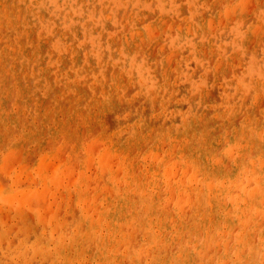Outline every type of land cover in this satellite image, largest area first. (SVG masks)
Masks as SVG:
<instances>
[{"label":"rangeland","instance_id":"1","mask_svg":"<svg viewBox=\"0 0 264 264\" xmlns=\"http://www.w3.org/2000/svg\"><path fill=\"white\" fill-rule=\"evenodd\" d=\"M81 1H82L81 3H84L86 5L87 11L89 9L91 10V7H94L95 10L98 7L97 11H99L101 8L99 6V3L103 2L105 4L107 2V0H81ZM237 1L240 0H234V3H236ZM207 2H209L208 5L211 6V7L209 6L208 10H205V12L208 13V11L213 12L212 6L215 3H218L219 1L207 0ZM140 3L142 4L145 3L148 6V9L145 10L146 6L143 8H141L140 6L139 9H135L137 11L135 14L139 13L140 15L142 13V16H138V18L135 19L134 21H138L137 24L139 29H142L145 26V24L148 23V27L151 25L149 28H152V34H154L153 37L151 35L148 38V40L142 38V40H144L143 42L141 40V37H139L140 40L136 41V45L138 46L136 50L137 52L136 53L134 52L133 55L137 60H142L144 61V63L147 64L148 68L146 70V74L149 75V78L145 81L144 85L142 84L141 81H138L136 79L135 82L130 80L129 77L125 75L126 74L125 72L124 73L121 72L123 71L120 70L122 65L121 63H118V54L123 49L122 47H124V38L127 36L134 35V34L131 35L133 30L131 28V24H129L130 13L125 11L123 12V10L122 11L119 10L118 12L119 24L117 27L113 26L114 24L111 23L110 21L107 23V31L101 30L102 27L99 28L98 26L97 28L99 30L92 28L91 25H89V23L86 25V30H85L86 32L92 29L96 30L95 35L99 36V39L101 40L102 43L104 42L103 43L104 45L100 42V44L102 45L97 46L98 51L96 49L92 50L93 53L92 51H90L92 48H90L89 50V47H91L90 45H84L82 42H79V44H82V46L80 47L82 52L84 51V48L88 46V48L83 53L81 52L80 55V57L83 56L84 59L87 58L86 59L87 62H90V67H92L91 69H89L91 73L89 72V74H87L88 75L87 78L91 76L93 78L91 77L89 78V80L87 79L86 81L87 83L84 82L82 84H79L73 82V80L77 81V79L79 78L77 75H75V73L74 74L71 73L74 76L73 75L70 76L69 75L70 73H68V75L65 76L68 78L70 77V79H73V80L69 79L72 82H70L69 80H66L68 82H65V80L58 81L55 78L54 75L55 73L51 74L52 77L49 73L48 78L51 77L50 80L48 81L50 90L48 91L47 94H44L45 89L43 83L36 84L33 82H29L30 85H32L33 87L32 86L30 87L29 83H27L28 86L26 88H24L25 86H23L20 89L19 85L21 83H16L15 81L12 82L7 81L5 83L3 78L0 77L2 79L0 80V99L3 101L2 107H4L3 116H2V112H0V166H1L0 182L5 184V186L3 185L4 186L3 187L1 185L2 183H0L1 185L0 187H2L0 189V196H1L0 198L4 199L7 197V195H10L8 197H11L12 194L14 198L16 195V200H14L13 198L12 199L14 201H17L18 200L17 198L19 197L20 193L22 194L24 193L23 196L26 193V197L22 199L24 202H20L21 201L20 199L18 201V203L20 202L19 204H16L14 201L12 202V199H10L11 201L7 199L10 203L12 202L11 204L5 199L0 200V264H14V263L15 264L17 263L45 264L44 262H46V264H59V263L60 264H99V263L100 264H104V263L105 264H115V263L137 264L136 263L137 260L141 261V259H143L144 261L142 260L141 262H139V264H177L176 252L179 246L181 245H177L173 243H161L158 248L152 247V245H150L151 243L146 238L144 223L142 224L144 217L148 213L140 207V202L138 201L139 198L136 197V193H137L136 191L144 190V192L149 193L152 185L156 183L158 185L157 188H162L160 189V196H162L161 200L163 201V203H164V199L168 195H170L171 197L170 199L172 200L174 199V200L172 203H170L171 200L169 199L168 196V199L170 200L168 204L169 206L168 205L166 206V204H164V206L169 208L166 209L165 207V211L159 209V211H157V215L156 213L151 215L153 218V219L151 218V220H155L154 218H159L162 216L163 217L167 216V218H169L172 215L170 217L171 219L170 222H168L170 219H167V224L169 223V226L164 231V233L166 234V238L171 236L177 221L182 222V223L179 222L181 225L178 226V229H181L183 234H185V237H188V233H189L188 226H191L194 222L193 220L194 214L188 202L190 201V198L195 201L196 196H194L195 195L194 191H189V189L192 190L193 188L192 189L188 188L186 184L188 182V176L193 171V163L189 153L187 151L184 152L180 148L181 147L180 144L175 143L173 145L174 147L172 148V146H170L167 142V136L166 137L160 136L162 126H165L166 128H171L172 125L173 127L174 126L179 127L180 129L179 131H182V127H181L182 117H188L186 116L187 111L188 112L192 111V113H190L191 118L199 117V119L201 118L202 119L201 120L197 119L198 122L189 119L188 122L191 121V125L193 129H196L197 133L200 134L202 133L203 137H206L207 140H209V142H213V141L217 142V143L214 142L215 143L214 145H212L213 143L209 144L208 145L209 150L211 151L213 156L215 154L216 157L218 156L217 158H220L221 163L225 167V169L230 167L229 171H231L233 162L235 161L234 157L238 153V151L233 149L235 150L233 151V154L235 152V155H232V157L231 156L227 157L229 159L231 158V160L228 159L229 163L227 162V164H225L227 158L225 159L226 156H224L225 155L224 148L227 146L226 148L228 149L229 143H225V141L223 140L224 139L223 136H225V138L227 137V140H230L231 138L237 139L238 136L235 135V132L241 129L243 126H246L248 123L252 122L253 127H258V126L261 127L264 125L263 122L264 121V89H262L261 86L258 84L259 88L257 89V92H255L257 87L255 84V82H257L256 79L251 82L250 87L247 90H245L243 93H237L235 90L237 83L240 82L239 78L243 77L248 69L246 68L247 63H245V61L242 63H240L239 61L242 58H244L250 50L249 54L254 53L255 51L258 54V55L256 54L257 55L256 58L260 60V62L262 63V60L264 59L262 53L263 43L261 42L259 43L258 41H256L255 38L253 40H250L252 39L251 37H253V34L248 35V37L246 38L248 42L246 43V46L243 48V50L240 51L238 45H235L232 42V40L230 42L229 34L225 33L223 35L221 34L222 36L220 35L221 29L219 28V26L222 25L220 24V22L223 21L220 18V22L218 26H216V24L211 25V30L212 29L214 30L213 34L212 33L210 35L207 34L208 38L210 37L212 38V36L214 37V40H212V43H214L216 47L215 48L216 50L215 49L214 50L215 51L219 50L220 52V53L218 52L219 55L216 54L217 52H214V54L218 56L216 57L213 55L214 56L213 57L211 53L210 54L207 53L212 50L211 49L212 47L210 48V46L212 45H209L210 42H208L207 39H205L203 36L196 38V36L199 35L195 36V34H193L192 32L191 34L190 32L186 33V35L188 34L186 36L185 32H183L186 23L184 18L182 19V17L184 16V14L185 16H187V12H185L182 9H185L186 0H179V1L175 0V7H176L175 13L167 16L161 14V12L158 9V5L156 1L153 2V0H145V1L140 0ZM224 3L225 0H221L220 3L214 7V10L217 12L215 14L218 15L221 13L220 10L223 8ZM249 7H250V2L244 4V9L251 10L248 9ZM180 10L184 11L185 13L181 14ZM154 11L157 13H155ZM209 15L212 14H208V16ZM85 17L86 16L82 14L81 16L80 14H78L76 20L80 21V25H81L82 23L84 24L88 21ZM172 20L177 21V23L176 22L174 24L172 23L174 26L175 25L178 26L179 24L182 23L181 21L184 20V22L181 25H179L181 27L180 28L178 27L180 30L175 26L173 29H170L171 32L168 31L169 25ZM156 24L159 25L158 26L159 28H157ZM152 25L155 27V33H153L154 28ZM245 25L247 27L246 29H244V27L243 28L240 27L241 29L239 28V32L241 35L243 33H246L249 28H253L254 30L257 29L255 21H253L249 16L245 20ZM148 27L146 25V28ZM215 27L216 29L219 28L216 30V32H215ZM102 31L105 32L106 34H111V36H113V37L110 36L111 40H109V43L107 39H110V37H108ZM118 41L119 44L117 43ZM251 41L252 43H250ZM202 42L204 44H202ZM257 43H259L260 45ZM193 46H195V48ZM100 47L105 52H103V50ZM198 47H200V49ZM227 47L229 48V51L227 50ZM230 47L231 48L233 47V49H231ZM254 47L256 50L251 52V50L254 49ZM109 48L111 51L109 50ZM186 48H188L187 51ZM197 48L199 49L198 51ZM203 48L206 49L205 50L206 53L205 52L204 53L207 54L208 57L212 56V58L211 57L208 58L207 55L206 56L202 55L204 51ZM99 50L103 55L99 53L100 52ZM112 50L114 54L112 53ZM115 50H117L118 53H116ZM172 50L173 52L174 51L177 52V53L174 52L176 54L173 53V55L176 56L178 54V56L176 57L169 56L171 55L170 53H172L171 52ZM214 50H212V52ZM197 54L199 55V58L202 60L200 61L201 63H196V59H199ZM106 55L107 57H105ZM201 55L203 56V58L201 57ZM185 57L187 58V60L185 59ZM215 58L216 60L219 59V61H216ZM167 59L168 60L170 59V61H168ZM175 59L178 61V63L174 62ZM210 59L214 61H211ZM220 59L222 60V62H220ZM99 61H101V63L103 64L105 61H107V63L105 62V65L107 67L103 64H100ZM95 62L97 63L96 65L99 66L100 71L103 70V72L105 73L108 69L109 71H107L106 74L100 72L99 68H97V66L95 65ZM66 63L67 65H69L67 61ZM113 64L114 66L116 65V67H114ZM216 65L220 69L216 67L218 71L214 72V70L216 69L215 68ZM226 65L229 66L228 67L229 69H227ZM3 66L4 65L0 63V70ZM176 66L177 68L179 67V69H177ZM143 67H144L143 69H145V65H143ZM222 67L225 71L221 69ZM116 68L119 70V72ZM64 69L66 70V67ZM136 70L135 72L133 71L134 75H137L138 71ZM93 72L96 73L94 74ZM97 72H99V74L101 73L102 76H104L105 74V76L102 77L101 75H99V77L102 78V79L99 78L100 79L99 80L97 76L98 75ZM226 73L228 74V76L226 75ZM201 74L202 75L204 74L203 77H201ZM115 75L116 77L119 78V83L121 85L118 88H116L117 87L116 84L113 85V83H109L112 82L111 78L112 76L115 77ZM216 75L218 79L216 78ZM215 78L217 80H215ZM90 80H92L94 83V89L97 88L98 90L96 89L94 90V92H91L88 89L87 85L91 83ZM104 81H106L107 83ZM101 83L104 84L103 88H101ZM240 83L241 85H243V83H248V80L246 82L241 81ZM4 85L6 86L4 87ZM148 86H149L148 88L149 91H147ZM153 86L157 88L154 94H152ZM193 86H195V88H193ZM103 90H107L110 93L108 97V100L110 99L109 104L101 103L102 96H100L101 99L98 98L99 95L103 94ZM204 91L206 92L204 93ZM23 92H25L26 94L24 93V95H22ZM148 92L151 93L149 96H148L149 94ZM247 92L250 93L248 94ZM12 93H14L15 100L12 97L13 95ZM195 93H197V95H195ZM255 93L259 94L260 97H258L257 95V97L255 96L256 98L254 99L253 94ZM105 94L104 96L106 97ZM214 94L216 98H214ZM225 94H228L230 96L232 107H236L235 109L230 110V107L227 108V106H225L224 103V100L226 99V97L224 96ZM152 95H155L154 96L155 99L152 100L153 102L151 101L152 97H150ZM10 99L11 100L13 99L14 102L13 101L10 102L11 101ZM242 100L244 103L242 102ZM21 107H25V108H21ZM120 107L122 108L120 109ZM131 107H133V109ZM214 107H216L215 109L216 111L214 110ZM141 109H143L144 111L142 112ZM7 110L9 111V114L11 113V110H14L15 115L10 114L9 117L12 118L13 121L7 119V114H8ZM125 110H127L126 112L127 114L128 112H130L128 114L129 117L126 113L123 114V116H127L124 120L125 124H121L122 123L121 121H120L121 123L120 122L118 123L117 122L118 119H116L115 117L120 116L119 119H122V115H120V113H122V111ZM229 111L230 113L231 112L232 113L230 114ZM161 112H163V114H160ZM223 114L224 116L222 117ZM21 116H24L22 117L23 119H21ZM105 119L107 120L105 121ZM136 122H140L142 125L141 128L137 127V130L142 129L141 136H143V138H141V140H139L138 138L133 139L129 136V134H127V133H131V128L133 124ZM205 126L207 127L208 130L206 135H204ZM124 128L126 129L123 130ZM172 129L173 128H171L168 131V133H170V135L173 136L176 134V132L172 131ZM184 134L188 135L190 141H192L191 143L192 148L195 147L193 148V151L196 152L197 141L194 138L193 133L191 131H187ZM220 138L222 139L219 141ZM48 144H50V147L46 148ZM218 147H220V149ZM174 148H176V150H174L173 152L172 150ZM216 149L218 150L215 153ZM11 150H13L14 152L12 153ZM183 152L184 154H181V156H179L180 153ZM102 153L103 154L107 153L109 156H111V159L110 157H108L109 159L106 161V164L107 166H109V168H111L113 174L112 176H110L108 170L102 171V169H100L99 167L100 165L99 159ZM114 153H118L119 156L118 155L114 156L113 155ZM80 154L84 156L81 155L82 157L80 158ZM153 154L155 156L157 155V158L159 159L157 160L156 157H153ZM10 155H12L13 158ZM219 155L224 156L223 159H221V156ZM120 157L125 162H122ZM148 157L150 158L152 157V158L150 159ZM14 158H17V160ZM115 158H117L120 163L122 162L121 163L122 165L121 164L117 165L116 162L117 159ZM241 158L242 157H239L238 159ZM131 159L133 160L134 163H130ZM248 159L249 157L246 156L245 161H247ZM186 162L189 165H187ZM41 164H43L44 166L43 165L41 166ZM4 165L6 166L4 167ZM22 166L24 167V169L22 168L23 170L20 168ZM170 166L173 167V169L175 168L174 169L175 174H173V169L171 170ZM189 166L192 168H190ZM165 167L168 169L171 177L169 176V174L168 175L165 174L168 173ZM188 167L191 170L190 172ZM163 168L166 169V172L164 171ZM51 169L54 171H52ZM184 170H187V173L189 172V175ZM127 171L129 172L131 179L132 180L134 179L133 180L134 184L133 182L130 184V185L133 184L132 187L129 185L131 188L129 187V190L126 193V196L128 198L127 207L124 209V211L122 210L121 212H119L120 221H122L121 224L124 226V228L120 227V231L115 236L114 240L111 239L110 241L104 243L100 241L101 238L96 235H99L100 233L104 234L106 230L108 231L113 230V225L111 224L110 210L116 207L118 203L113 188L114 186L115 187L119 186L120 187V188L118 187L119 190L123 191L125 187L124 175H126ZM53 172H55V175L51 174ZM15 174L18 175V177L15 178L16 176ZM52 175L54 176L52 177ZM164 176L170 178H172L173 176L174 179L170 180L169 178L170 180L169 181L166 179L167 177ZM197 176H199V174ZM138 177L140 180L138 179ZM183 177L185 179V183L182 181ZM168 181L170 182V184L166 185V183H169ZM179 181L182 182L180 183ZM166 186H170V187L166 188ZM182 188H186V189L183 190ZM131 190L134 192H132ZM19 191H23V192H19ZM185 191L189 193V194L187 193L189 197L188 198L189 201L187 197L184 198L183 196H181L183 197L182 199L180 196H178L179 194L184 195L183 192ZM161 193L164 194L161 195ZM22 194L21 197L19 198H23ZM38 194L41 195L40 199H38L39 198ZM187 194L184 196H187ZM178 199L180 200L179 201L180 203L181 202L185 203L184 205H186L187 203L186 207L184 206L182 207H184L183 208L184 210L187 209L188 212H186V210L183 211L181 205L179 208L174 209V205L176 202H178ZM40 202H43L42 203L43 206L41 207L39 204ZM22 203L25 204V205L23 204V207L22 205H20ZM35 204H37V206ZM133 205H134V209L132 208ZM87 206H90V208ZM16 207L19 208V212ZM30 207L32 208L31 209L32 211H30ZM180 210L183 211L182 212L183 214H181ZM87 211L89 212L87 213ZM177 215H181V216H177ZM185 216L187 219H185ZM40 218H46V219L41 220ZM173 218L175 219L173 220ZM88 222H90L92 225L89 226ZM125 223H128V225L129 226L131 225L132 227L130 228L128 226L127 228L129 230H127V228L125 227L127 225ZM247 224L248 223L244 224L245 225L244 228H240V231L245 230V232L249 234V242H251L253 246H257L260 243L259 231L254 229L252 224H249V226L247 227ZM55 229L58 230L56 233H54ZM233 233L234 234L232 236L227 235V233H225L226 235L223 234L225 239L222 235L225 246L223 244L219 246L221 251H219L217 255H214V253L211 250L210 252L208 251L209 256H211L212 259L215 260L216 262L218 261L219 255H221L222 252H224L225 250L227 251V257L226 259H224L225 261L223 260L224 261L223 264H227L228 262H229L228 264H233V262L236 260L235 250L237 249L238 244L235 242L236 241L235 233H238V230L235 229ZM122 234L128 236L125 241L121 239ZM226 238L230 240V243H228V240L226 241ZM130 240L133 241L131 242ZM198 243L200 244V242ZM110 245H112L111 248ZM103 248H105L104 251L102 250ZM140 248L142 249L140 250ZM145 249H146V254L145 252H143L145 251ZM138 251H140V253ZM29 253L30 255H28ZM137 253H139V256L137 255ZM244 254L246 257H248L247 256L248 250L247 252L244 251ZM195 260L198 262L197 258H195ZM263 262L264 261H261L260 264H264ZM196 264H200V262ZM256 264L259 263L256 262Z\"/></svg>","mask_w":264,"mask_h":264},{"label":"bare ground","instance_id":"2","mask_svg":"<svg viewBox=\"0 0 264 264\" xmlns=\"http://www.w3.org/2000/svg\"><path fill=\"white\" fill-rule=\"evenodd\" d=\"M154 1L157 2L158 9H159V11L161 12L162 15L167 16V15H171V14L175 13V10H176L175 0H153V2ZM218 1H219L218 3H215L212 6L213 7V9H212L213 12L208 11V13H207V12H205V10H208L209 6H210V5H208L209 2H207V0H186L185 9H182L185 12H187V16H185V14H184V16L182 17V19L184 18L185 23H186V26L184 27V31H183V32H185V35L188 32H190V34L192 32L193 34H195V36L199 35V36H196V38L200 37V36H203L205 39L208 40V42H210L209 45H212V46H210V48L212 47L211 49L214 50L216 48L214 43H212V40H214V37L212 36V38L211 37L208 38L207 34L208 35H210L211 33L213 34L214 30L213 29L211 30V25L212 24L213 25L216 24V26H218L219 22H220V18H221L223 21L220 22V24H222V25L219 26V28L221 29V32L219 31L220 35L221 34L223 35L225 33L229 34L230 42L232 40V42L235 45L239 46L240 51H242L243 48L246 46V43L248 42V40L246 38L248 37V35H252L253 34V37H251L252 39H250V40H253L255 38L256 41H258L259 43L260 42L263 43L262 53H263V57H264V0H261V1L260 0H240V1H237L236 3H234V0H225L223 8L220 10L221 13L219 12L220 14L217 15V14H215L217 12L214 10V7L217 6L220 3L221 0H218ZM81 2H82L81 0H0V63H2V65H4L1 68V70H0V77L3 78L5 83L7 81H9V82L10 81L11 82L15 81L16 83H21L19 85L20 89L23 86H25L24 88H26L28 86L27 83H29V82H33V83H36V84L37 83H43V86H44V89H45V93L44 94H47L48 91L50 90V86L48 85V81L52 77L51 74H53V73H55L54 74L55 78L58 81H61V80L64 81L65 80V82H68L66 80H69L70 77L68 78V77H65V76L68 75V73H70L69 74L70 76L75 73V75H77L79 77L77 79V81H74L73 79H70V80H73V82L79 83V84H82L84 82L87 83L86 82L87 79L89 80V78L92 77L91 74H90L91 77L87 78V76H88L87 74H89V72H90L89 69H91L92 67H90V62H87V60H86L87 58L84 59L83 56H82L83 58L80 57L81 52H82L80 47L82 46V44H79V42H82L84 45H90L91 47H89V50H90V48H92L90 51H92L94 49H96L98 51V47L97 46H101L104 42L102 43L101 40L99 39V36L95 35L96 30L92 29V30H89V31L86 32L85 31L86 30V25L89 23V25H91L92 28H95V29L99 30L97 28V26H98L99 28L102 27L101 30L107 31V23L110 21L111 23L114 24L113 26L117 27L118 24H119V19H118L119 14H118V12H119V10H121V11L123 10V12L125 11V12H129L130 13L129 24H131V28L133 30V31L131 30L132 31L131 35L132 34H134V35L133 36H127V37L124 38V47L121 46L123 49L118 54V63H121V65H122L120 70H123L121 72L122 73L125 72L126 73L125 75L128 76L129 79L132 80L133 82L138 80V81H141L143 85L145 84V81L149 78V75L146 74V70L148 68L147 64L144 63V61H142V60H137L135 58V56H133V55H134V52L135 53L137 52L136 50H137L138 46L136 45V41L140 40L139 37H141V40H142V38H145V39L148 40V38L151 35L153 37L154 34H152V28H149L151 25L148 27V23H146L143 28L141 27L142 29H139L138 28V24H137L138 21H134V20L137 19L138 16H142V13L140 15H139V13L135 14L137 12L135 9H139L140 6H141V8L146 6V8H145V10H146V9H148V6L145 3L144 4L140 3V0H107V2L105 4L103 2L99 3V6L101 7L99 11H97L98 7L96 8V10L94 9V7H91V10L89 9L87 11L86 5L84 3H81ZM249 2H250V7L248 9H251V10L244 9V4L245 3H249ZM183 8H184V5H183ZM155 11H158V10H155ZM184 11H181V14L185 13ZM155 13H157V12H155ZM78 14H80V16H81V14L86 16L85 18L88 21L86 23H84V24L82 23L80 25V21L76 20ZM208 14H212L213 16L212 15L208 16ZM126 16H127V13H126ZM248 16L251 17V19L253 21H255L257 29L254 30L253 28H249L246 33L242 32L243 34L241 35L240 32H239V28L240 27L241 28L244 27V29L247 28L246 25H245V20L248 18ZM184 20H182V21L179 20V21H181L183 23ZM175 22L177 23V21H175V20H172L171 23L169 22L170 23L169 28L167 27L169 32H171L170 29H173L176 26V25L175 26L173 25ZM181 24H179V25H181ZM146 25H147L148 28H146ZM179 25L176 26V27L180 28L181 26H179ZM158 26L159 25H157V28H159ZM108 28H110V27H108ZM153 28H154L153 29V31H154L153 33H155V27L153 26ZM219 28H217V29H219ZM127 29H128V27H127ZM127 29H125V30H127ZM217 29L215 27V32H216ZM172 31H174V30H172ZM244 32H245V30H244ZM103 33H105V32H103ZM106 35L108 37L111 36V34H106ZM155 36H156V34H155ZM111 37H113V36H111ZM111 37H110V39H107L108 43H109V40H111ZM163 37H164V35H163ZM165 39H166V36H165ZM181 39H182V37H181ZM143 41L144 40H142V42ZM100 42L102 44H100ZM230 42H229V44H230ZM117 43L119 44V41ZM250 43H252V41ZM259 43H257V44H259ZM202 44H204V43L202 42ZM189 45H190V43H189ZM196 45H199V44H196ZM219 45H221V44H219ZM218 46H217V48H218ZM221 46H223V45H221ZM193 47L195 48V46H193ZM87 48H88V46H86L84 48V51ZM103 48H104V46H103ZM131 48H132V50H131ZM198 48L200 49V47H198ZM198 48H197V51L199 50ZM247 48H249V47H247ZM162 49H163V47H162ZM187 49L188 48H186V51H187ZM209 49H208V51H209ZM231 49H233V47ZM109 50H110V48H109ZM203 50L204 51H203L202 55L206 56L207 55V54H205L206 53L205 52L206 49L203 48ZM212 50L210 52H207V53H209V54L211 53L212 56L214 55V56L217 57L219 55L218 54L219 50L215 51L216 50L215 49L213 52H212ZM227 50L229 51L228 47H227ZM227 50H226V52H227ZM254 50H256L255 47H254V49L251 50V52L254 51ZM90 51H88V52H90ZM115 51H116V53H118L117 50H115ZM167 51H168V49H167ZM103 52H105V51L103 50ZM171 52H172V53H170L171 55L168 54L169 56H171V57L172 56L173 57L178 56V54L176 56L173 55V53L176 52V51L173 52V50H172ZM214 52H217L216 54H218V55L214 54ZM249 52H250V50H249ZM249 52L244 58H242L241 60L239 59L240 63L245 61V63H247V67L246 68H248L247 71H246V74H244L243 77L239 78V81L240 82L241 81L246 82L248 80V83H243V85H241V83L238 82L237 86L235 88L237 93H243L245 90H247L250 87L251 82L253 80H255V79L257 81V82H255V84L257 86L255 92H257V89L259 88V85L261 86L262 89H264V59L262 60V63H261L260 60H258L256 58V56L258 54L255 51H254V53H251V54H249ZM92 53H93V51H92ZM99 53L102 54L101 51ZM112 53H113V50H112ZM168 53H169V51H168ZM176 53H174V54H176ZM190 53H193V52H190ZM238 53H239V50H238ZM238 53H236V54H238ZM245 53H247V52H245ZM182 54H183V52H182ZM230 54H232V53H230ZM202 55H201V57L203 58ZM197 56L199 58L198 54H197ZM212 56H209V57L212 58ZM105 57H107V55ZM207 57H208V55H207ZM226 57H227V55H226ZM236 58H237V56H236ZM109 59H111V58H109ZM115 59H116V57H115ZM170 59L169 60L167 59V60L170 61ZM183 59H184V57H183ZM185 59L187 60L186 57H185ZM193 59H194V57H193ZM215 60H216V58H215ZM66 61L68 62L69 65H67ZM200 61H202L200 58L196 59V63H201ZM211 61H214V60H211ZM216 61H219V59H217ZM91 62H92V59H91ZM99 62H100V64H103V63H101V61H99ZM102 62H104V61H102ZM105 62L107 63V61H105ZM105 62H104L103 65H105ZM174 62L178 63V61L176 59L174 60ZM220 62H222L221 59H220ZM96 64L97 63L95 62V65ZM244 64H242V65H244ZM143 65H145V69H143L144 68ZM96 66H97V68H99L98 65H96ZM109 66H108V68H109ZM113 66H114V64H113ZM226 66H227V69H229L228 68L229 66L228 65H226ZM65 67H66V70L64 69ZM100 67H101V65H100ZM114 67H116V65ZM216 67H218V66L216 65L215 68ZM164 68H166V67H164ZM176 68H177V66H176ZM236 68H239V67H236ZM116 69H115V72H116ZM177 69H179V67ZM221 69L224 70L223 67ZM63 70H65V71H63ZM135 70L138 71L137 75H134ZM164 70H166V69H164ZM99 71H100V68H99ZM107 71H109V69ZM107 71H106V73H107ZM177 71H179V70H177ZM216 71H218L217 68L214 70V72H216ZM100 72H103V70L100 71ZM118 72H119V70H118ZM49 73L51 75V77L49 75L50 78H48V74ZM71 73H73V74H71ZM97 73H98L97 76H98V79H99L100 78L99 75H101V73L100 74H99V72H97ZM103 73H105V72H103ZM227 73H226V75L228 76L229 73L228 74ZM94 74H93V76H94ZM105 74H104V76H105ZM108 74H109V72H108ZM203 75L201 74V77H203ZM221 75H219V76H221ZM104 76H102V77H104ZM1 78H0V80H2ZM216 78L218 79L217 75H216ZM216 78H215V80H217ZM100 79H102V78H100ZM92 80H90L91 81L90 84H88V85L86 84V85H87L88 89L91 92H94V90H96L97 88L94 89V83H93L94 80L93 81ZM120 80H121V78H120ZM124 80H126V79H124ZM233 80H235V79H233ZM106 81H104V82H106ZM111 81L112 82H109V83H113V85L116 84V86H117L116 88L121 86L120 83H119V78L116 77V75H115V77L112 76ZM70 82H72V81H70ZM102 83H101V88H103V85H104ZM29 85H30V83H29ZM5 86L6 85H4V87ZM31 86L32 85H30V87ZM96 87H97V85H96ZM148 88H149V86L147 87V89ZM193 88H195V86H193ZM16 90H14V91H16ZM99 90H100V88H99ZM156 90H157V88L155 86H153L152 87V92H153L152 94H154L156 92ZM147 91H149V89ZM150 92H148L149 93L148 96L151 94ZM205 92L206 91H204V93ZM24 93L25 92H23L22 95H24ZM101 93H102V91H101ZM215 93H216V90H215ZM247 93L249 94L250 92H247ZM12 94H13L12 97L14 99L15 98L14 93H12ZM104 94L106 95V97L104 96ZM255 94H253L254 95L253 96L254 99L257 97V95H258V97H260L259 94H256V95ZM109 95H110V93L107 90H103V94L99 95L98 98H100V96H102V102L101 101L100 102L102 104H109V100H110V99L108 100ZM195 95H197V93H195ZM200 95H202V94H200ZM235 95H236V93H235ZM154 96L155 95L150 96V97H152L151 101L155 99ZM224 96L226 97V99L224 100L225 106H227V108L230 107V110L235 109L236 107H232L230 96L228 94H225ZM4 97H5V95H4ZM140 98H142V97H140ZM214 98H216L215 94H214ZM13 99L12 100L10 99L11 100L10 102H12ZM29 99H31V98H29ZM201 100H203V99H201ZM243 100H245V99H243ZM243 100H242V102H243ZM47 101H48V99H47ZM255 102H257V101H255ZM2 105H3V101L0 99V112H2V116H3L4 107H2ZM28 105H30V104H28ZM21 108H25V107H21ZM113 108H115V107H113ZM121 108L122 107H120V109ZM131 108L133 109V107H131ZM140 108H142V107H140ZM166 108H165V110H166ZM143 109H141L142 112L144 111ZM150 109H151V107H150ZM215 109H216V107H214V110ZM218 109H219V107H218ZM145 111H146V109H145ZM7 112H8L7 119L13 121V119L9 118V117H10V114L11 115L12 114L15 115L14 114V110H11L10 114H9L8 110H7ZM32 112H33V110H32ZM126 112H127V110L122 111V113H120V115H122V119H119L120 116L115 117L116 119H118V121H117L118 123L121 121L122 122V123L120 122L121 124H125L124 120H125V118L127 116H123V114H125ZM132 112H133V110H132ZM135 112H136V110H135ZM219 112H221V111H219ZM129 113L130 112H128V114ZM190 113H192V111H189V112L187 111L186 116H188V117H182L181 116L182 117V123H181L182 126L181 125L180 126L182 127V131H179L180 130L179 127H176V126L173 127L171 125V128H173L172 131L176 132V134L172 136V135H170V133H168V131L171 128H166L165 126H162V129H161V132H160V136H163V137L167 136V142H168V144L170 146H172V148L174 147L173 145L175 143L180 144V146H181L180 148L184 152L187 151L189 153V155H190V158L192 159V163H193V171H192V173L189 175V172L191 171L190 168H192L190 166H189L190 168L188 167V169H189L188 173H187L188 169L184 170V171H186V173L189 175L188 176V182H187L186 185L188 186V188H191V189L193 188L192 190L189 189V191H194L195 192V195H194V196H196L195 201L192 200L191 198H190V201H189V199H188L189 198L188 197L189 193L187 191L183 192L184 195H186L188 193L187 196H184V195H181V194H179V195L177 194V195L180 196V197L183 196L184 198L187 197V199L189 201L188 203L190 204V206L192 208V211H193V214H194V216H193L194 222H193V224L191 226H188V232H189L188 233V237H185V234H183L182 230L178 229V226H180L181 225L180 223H182V222L179 221L180 222L179 223L177 221L176 222V226H175L174 230L172 231L171 236L166 238V234L164 233V231L169 226V223L167 224V219H170V217L172 215L169 218H167V216L154 218L155 220H151V218H152L151 215L155 214V213L157 215V211H159V209H161L162 211H165V207L169 204L170 200H171L170 203H172L174 199L173 200L170 199L171 197H170V195H168L170 200L168 199V196H166V198L164 199V203H163V201L161 200L162 196H160V189H162V188H157L158 185L156 183H154L152 185L149 193L144 192V190L136 191L137 192L136 193V197L139 198L138 201L140 202V207L144 211H146L148 213L144 217V220L142 222V224L144 223V230L146 231V238L151 243L150 245H152V247H155V248H158L161 243H173V244L181 245V246H179V248H178V250L176 252L177 264H196L198 262H200V264H223L224 261H225L224 259H226V257H227V251L226 250L224 252H222L221 255H219L217 262L215 260H213L211 256H209V252L211 250L214 253V255H217L219 253V251H221L219 246L222 245V244L224 245V242H223L224 235L223 234L227 233V235L232 236L234 234L233 232L235 231V229H237L238 233H235V238H236L235 242L238 244V247L235 250L236 251V260L233 262V264H256V262H258L260 264L261 261H264V207H263V205H264V125L261 126V127H259V126L258 127H253V123L252 122H250V123L247 122L248 124L246 126H243L241 129H239V130H237L235 132V135L238 136V138L236 137L237 139L231 138L230 140H227V137L225 138V136H223L224 137L223 140L225 141V143H229V148L228 149L226 148L227 146L226 147L224 146L225 147L224 148L225 149V152H224L225 155L224 156H226L225 159L227 157H229V156L232 157V155H235V152L233 154V151H235V150L238 151V153L236 152L237 154L234 157L235 161L233 162L232 170L229 171L230 167L226 168V169H228V170H226L225 167L222 165L220 158H217L218 156L216 157L215 154L213 156L211 151L209 150V146L208 145L211 144V143H213L212 145H214L215 144L214 142H216V141L209 142V140H207L206 137H203L202 133L201 134L197 133V130L193 129V127L191 125V121L188 122L189 119L195 120L196 122H198L197 119H199V117L198 118L197 117H192L191 118ZM221 113H223V112H221ZM229 113H230V111H229ZM160 114H163V112H161ZM224 114L222 115V117L224 116ZM22 117H24V116H21V119H23ZM128 117H129V115H128ZM201 119H199V120H201ZM106 120L107 119H105V121ZM176 120H177V118H176ZM176 120H174V121H176ZM228 121H229V119H228ZM258 121H259V119H258ZM6 122H8V121H6ZM6 122H3V123H6ZM163 124H165V123H163ZM199 126H201V125H199ZM137 127L138 128L142 127L140 122L134 123L132 128H131V133H127V134H129V136L131 138H133V139H137L138 138L139 140H141V138H143V136H141L142 135V129L141 130L140 129L137 130ZM125 129L126 128H124L123 130H125ZM233 130H235V129H233ZM187 131H191L193 133V135H194V138L197 141L196 142V144H197L196 145L197 146V151L196 152L193 151V148H195V147L192 148V146H191L192 141H190V138L188 137V135L184 134ZM207 131H208L207 127L205 126L204 135H206ZM216 132H218V131H216ZM233 136H234V134H233ZM222 138H220L219 141ZM238 139H240V140H238ZM222 145H223V143H222ZM49 147H50V144H48L46 148H49ZM218 148L220 149V147H218ZM88 149H89V147H88ZM233 149H235V150H233ZM140 150H141V148H140ZM174 150H176V148H174L172 151L174 152ZM217 150L218 149H216L215 153L217 152ZM66 151H67V148H66ZM11 152L13 153L14 151L11 150ZM184 152L180 153L179 156H181V154H184ZM220 152H221V150H220ZM222 152H223V149H222ZM107 153L106 154H103V153L101 154L100 159H99V163H100L99 167H100V169H102V171L103 170L104 171L108 170V173L110 174V176H112L113 174H112L111 168H109V166H107V164H106V161L109 159L108 157H110V159H111V156H109L108 155L109 153L108 154ZM81 155L82 154H80V158L82 156H84V155H82V156ZM113 155L117 156L118 153H114ZM245 155L247 157H249V159L247 161H245V157H246ZM10 156L12 157V155H10ZM219 156H221V155H219ZM224 156H221V159H223ZM11 157H9V158H11ZM153 157L157 158V155L155 156L153 154ZM239 157H242V158L238 159ZM148 158H150V157H148ZM14 159L17 160V158H14ZM115 159H117V158H115ZM120 159H121V157H120ZM150 159H148V160H150ZM158 159L159 158H157V160ZM228 159L229 158L226 159L227 161L225 162V164H227V162L229 163ZM229 160H231V158ZM130 161H131L130 163H134L132 159ZM116 162H117V165H119V164H121L122 162H125V161L122 160V162L120 163L118 161V159H117ZM59 163H60V161H59ZM153 164H156V163H153ZM186 164L189 165L187 162H186ZM42 165L43 164H41V166ZM5 166L6 165H4V167ZM4 167H3V169H4ZM226 167H227V165H226ZM0 168H1V166H0ZM20 168L24 169L23 166L20 167ZM54 169H55V167H54ZM166 169H164L165 172H166ZM172 169H173V167H171V170ZM174 169H173V174H175L174 173ZM22 170H21V172H22ZM52 171H54V170H52ZM167 171H168V169H167ZM184 171H182V172H184ZM67 172H68V169H67ZM100 172H101V170H100ZM134 173H135V170H134ZM51 174L55 175V172H53ZM165 174L166 175L169 174V176H170L169 171H168V173H165ZM187 174H186V177H187ZM198 174H199V176H197ZM54 175H52V177ZM124 176L123 177L125 178V187H124L123 191L119 190V188H120L119 186H118L119 188L115 187V186L113 188L114 194L116 195L117 202H118L117 206L110 210L111 211L110 212V214H111V224L113 225V230H111V231L106 230V232L104 234L100 233L99 235H96V236H99L101 238L100 241H102L104 243L110 241L111 239L114 240L115 236L120 231V227L124 228V226L121 224L122 221H120L119 212H121L122 210L124 211V209L127 207L128 198L126 196V193L129 190V187L130 186L132 187V185L134 184V181H133L134 179L133 180L131 179L128 171L126 172V175H124ZM16 177H18V175H16L15 178ZM164 177H167V176H164ZM170 177H167L166 179L169 180ZM184 177H183V179H184ZM23 178H25V177H23ZM138 179H139V177H138ZM172 179H174L173 176H172V178H170V180H172ZM183 179H182V181L185 183V179L184 180ZM68 180H69V178H68ZM111 180H112V178H111ZM139 180H138V182H139ZM167 180H165V181H167ZM74 181H75V179H74ZM132 182H133V184L130 185ZM0 183H2V182H0ZM68 183H70V182H68ZM116 183H117V181H116ZM176 183H177V181H176ZM99 184H100V182H99ZM169 184H170V182L166 183V185H169ZM1 185L5 186L4 183H2ZM175 185H178V184H175ZM181 186H183V185H181ZM167 187H170V186H166V188ZM1 188L2 187H0V189ZM182 189L184 190L186 188H182ZM105 191H107V190H105ZM19 192H23V191H19ZM132 192H134V191H132ZM21 194L22 193H20L19 197H21ZM23 194H22L23 198H19L17 196L18 197L17 201H14V200H16V195L15 194H13V195H15V198L12 196V194H11V197H8L10 195H7V197L6 196H3V197H6L4 199L5 200L8 199L9 201H11L10 199L13 198L14 200L12 199V202L14 201L16 204H19L20 202H24L22 199H24V197H26V193H25L24 196H23ZM163 194L164 193H161V195H163ZM168 194H169V191H168ZM171 196H172V194H171ZM38 197H39L38 199H40L41 195H39ZM183 197H181V198L183 199ZM2 199L3 198H0V200H2ZM20 199H21V201L18 203V201ZM179 199H178V202L180 201ZM178 202L175 203L174 209L179 208L180 205H181L182 210L183 211L186 210V212H188L187 209H185V210L183 209L184 207L187 206V203H186V205H184L185 203H183V202H181V203L179 202L178 203ZM42 203L43 202L39 203L40 207L43 206ZM23 204L24 203H22L20 205H22V207H23ZM164 204H166V206H164ZM35 205L37 206V204H35ZM182 206H184V207H182ZM32 207H35V206H32ZM50 207H51V205H50ZM87 207L90 208V206H87ZM16 208H17V210L19 212V208L18 207H16ZM132 208L134 209V205L132 206ZM167 208H169V207H166V209ZM31 209L32 208L30 207V211H32ZM127 210H129V209H127ZM182 210H180L181 214H183ZM23 211H25V210H23ZM50 211H52V210H50ZM88 212L89 211H87V213ZM126 213H127V211H126ZM48 214H49V211H48ZM177 216H181V215H177ZM40 219L42 220V219H46V218H40ZM174 219L175 218H173V220ZM185 219H187L186 216H185ZM101 220H103V219H101ZM170 221H171V219L168 222H170ZM1 222H2V220H1ZM246 223H248L247 227L249 226V224H252L253 228L259 231V234H260V238H259L260 241L259 242L260 243L257 246H253L252 243L249 242V234L246 233L245 230H241L240 231V228H244V226H245L244 224H246ZM125 224L127 225V226H125L127 228L129 225H128V223H125ZM88 225L91 226L92 224L90 222H88ZM129 227L131 228L132 226L130 225ZM171 228H173V227H171ZM127 230H129V229L127 228ZM54 231H55L54 233H56L58 230L55 229ZM81 231H82V229H81ZM96 232H97V229H96ZM132 232H134V231H132ZM185 233H186V231H185ZM65 235H66V233H65ZM131 235H132V233H131ZM222 235H223V237H222ZM127 237L128 236H125L124 234L121 235V239L123 241H125ZM136 237H137V235H136ZM224 239H225V237H224ZM56 240H58V239H56ZM227 240H228V243H230V240L228 238H226V241ZM126 242H128V241H126ZM198 242H200V244ZM92 243H94V242H92ZM144 244H146V243H144ZM112 245H114V244H112ZM112 245H110V248L112 247ZM230 246H232V245H230ZM164 248H165V246H164ZM208 248H209V250H208ZM141 249L142 248H140V250ZM171 249H173V248H171ZM92 250H93V248H92ZM102 250L104 251L105 248H103ZM114 250H116V249H114ZM130 250H133V249H130ZM247 250H248V255H247L248 257H246L245 254H244V251L247 252ZM138 252L140 253V251H138ZM143 252H145V254H146V249ZM11 253H12V251H11ZM129 253H131V252H129ZM139 253H137L138 256H139ZM28 255H30V253ZM147 258H148V255H147ZM195 258L198 259V262L195 260ZM142 260L143 259H141V261ZM141 261L137 260L136 263L139 264V262H141ZM44 263L46 264V262H44Z\"/></svg>","mask_w":264,"mask_h":264}]
</instances>
